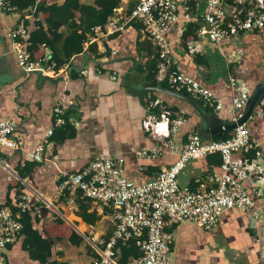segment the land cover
<instances>
[{
	"label": "crops",
	"instance_id": "0c3cea01",
	"mask_svg": "<svg viewBox=\"0 0 264 264\" xmlns=\"http://www.w3.org/2000/svg\"><path fill=\"white\" fill-rule=\"evenodd\" d=\"M195 1L199 3L198 9ZM204 5V0H193L190 13L170 28L167 37L172 44V60L179 71L198 79L222 99L223 107L211 112L232 119L234 89L230 79L238 81L240 91L251 93L252 84L264 78V33L241 32L216 44L207 35L198 34L202 25L199 11ZM45 18L46 14L35 13V8L24 13L14 7L0 12V120L13 117L18 123L13 135L18 140L17 147L0 146V158L9 165V169L0 165V203L11 205L27 195L29 222L49 239L52 258L69 264H90L112 233L111 211L81 194L88 200V212L96 215L92 222L85 220L76 203L79 192L61 191L65 175L82 170L97 158L123 156L126 175L136 182L148 181L177 160L188 133L195 132V124L201 119L187 100L173 94L146 91L136 95L127 88L125 75L129 70L136 89L143 84L171 88L156 75V84L148 77L149 50L153 46L144 40L139 28L131 25L117 36L103 39L107 51L97 48L101 59H96L89 51L90 44L85 43L84 52L72 57L73 64L63 66L56 75L26 74L13 51L10 31L21 20L30 32L36 30V21L46 27ZM60 29L67 32L65 25ZM112 50L117 53L112 54ZM39 51L47 54L52 49L39 44ZM85 55L90 56L83 67L88 69L87 73L82 74L81 69L69 75V69L80 66ZM94 59L102 63H95ZM98 65L110 74H98ZM114 73L119 75L115 81L111 79ZM57 104L66 109L74 133L65 131L64 136L59 133L53 139L51 136L46 143L48 159L36 161L30 172L22 173L25 162L33 160L30 153L53 126V109ZM163 109L184 116L186 122L170 139L162 140L144 129L143 119L148 112L158 115ZM245 124L250 133V147L237 150L234 157L249 158V179L244 184L250 187L257 183L262 196L255 198L251 212L224 211L211 229L191 221L169 224L166 229L173 234V264H264V120L250 117ZM154 150L158 152L156 156L152 155ZM219 171L220 166L210 163L205 155L188 162L180 174V184L191 187L206 175ZM72 233L77 234L79 243L71 241ZM23 238L24 235L8 248L9 264L34 263L23 246Z\"/></svg>",
	"mask_w": 264,
	"mask_h": 264
},
{
	"label": "built area",
	"instance_id": "2783aa9c",
	"mask_svg": "<svg viewBox=\"0 0 264 264\" xmlns=\"http://www.w3.org/2000/svg\"><path fill=\"white\" fill-rule=\"evenodd\" d=\"M193 0H120L118 7L103 26L93 28L88 44L96 43L101 52H106L104 38L124 31L131 22H139V31L157 52L158 80H166L168 85L184 91L199 99L205 107L218 111L223 101L201 81L179 71L172 60V44L167 34L179 19L191 11ZM133 8L129 10V5ZM196 4V5H195ZM204 8L199 11L202 25L198 34L220 44L224 39L241 32L264 33V0H204ZM196 9L199 7L194 2ZM8 0H0V12L11 10ZM12 48L20 68L26 73L56 75L59 70L47 58H33L30 50V29L23 20L10 31ZM112 50V54H116ZM88 69L82 68L86 74ZM98 74L110 73L99 67ZM118 73L111 75L117 80ZM232 120L237 121L249 100L250 93L240 91L238 81L231 77ZM54 123L45 133V139L30 153L33 160L41 162L48 159L45 155L56 127L67 122L66 109L57 104L54 109ZM250 117H262L264 120V98ZM184 116H175L169 109L160 114L148 112L143 119V127L158 139H170L181 124ZM17 120L8 117L0 120V146L15 149L17 142L14 132ZM227 139L204 140L196 132H190L175 162L163 167L158 174L145 182H136L125 173L123 156H106L92 160L82 170L67 173L61 184V191L81 192L110 209L113 229L105 241L100 255L90 264H118L117 256L120 242L135 239L141 254L132 257L127 264H173L171 257L172 232L169 224L191 221L211 229L219 222L221 214L229 209L251 212L257 197L263 192L257 183L247 187L249 179V158H235L234 152L250 147V133L245 123L237 125ZM210 152L221 154L220 171L206 175L198 180V186L180 184V174L191 160L204 157ZM146 153V151L144 152ZM158 154L153 151V156ZM0 165L9 169V165L0 158ZM28 196L22 195L15 204L0 203V264H9L8 248L22 236L24 225L21 221L28 208ZM264 234V232H262Z\"/></svg>",
	"mask_w": 264,
	"mask_h": 264
},
{
	"label": "trees",
	"instance_id": "16d2710c",
	"mask_svg": "<svg viewBox=\"0 0 264 264\" xmlns=\"http://www.w3.org/2000/svg\"><path fill=\"white\" fill-rule=\"evenodd\" d=\"M9 4L16 10L23 12L26 10L32 11L35 8V13L43 12L46 14V27L41 21H36L37 28L35 31L30 32V44L29 50L33 58H47L50 62L54 63V68L59 70L65 65L73 64L72 57H76L84 52V44L88 42L90 35L93 34V28L97 25H105L109 17L114 13V9L118 7L120 0H92L91 2L82 0H63L61 4L58 2L48 3L46 0H8ZM231 3V0H226ZM133 8V3L129 5V10ZM77 13L79 15L77 16ZM23 16V15H21ZM65 25L67 32H63L60 28ZM131 26L140 27L139 22H131ZM119 33H115L117 36ZM188 34V32H187ZM113 35V36H114ZM149 43V42H148ZM39 44H44L52 49L50 53H44L39 51ZM150 44V43H149ZM152 47V45L150 44ZM153 47L149 50V78L152 83H158L155 75L157 71V52ZM89 51L94 54L96 59H101L102 55L98 53L97 44L91 43ZM98 67H102L98 65ZM163 85H166L163 82ZM209 111V109L206 107ZM62 126L54 129L53 136L56 134L64 136V132L69 134L74 133L73 125L68 121ZM233 132L224 133L222 137L218 139H227ZM209 162L220 166L221 155L219 152H210L207 154ZM37 164L35 160L26 161L21 168L23 173L25 170L30 172ZM198 183L192 184L191 188L195 189ZM66 194L68 192H65ZM87 199L81 196V192L76 196V203L79 205V209L83 212L81 215L87 221H94V212H88L89 205ZM11 204L16 208L15 204ZM93 216V217H92ZM21 221L24 225L22 230L23 246L28 250L33 264H69L65 260H59L58 258H52L53 251L48 238L43 237L37 230H35L29 222V216L25 211L22 215ZM70 239L74 243H79V239L76 233H72ZM11 246V245H10ZM9 246V247H10ZM119 252L117 256L118 264H127V262L134 256L141 254L140 248L136 245L135 239H129L126 242H120L118 245ZM62 255L61 252L58 253Z\"/></svg>",
	"mask_w": 264,
	"mask_h": 264
},
{
	"label": "water",
	"instance_id": "95a60500",
	"mask_svg": "<svg viewBox=\"0 0 264 264\" xmlns=\"http://www.w3.org/2000/svg\"><path fill=\"white\" fill-rule=\"evenodd\" d=\"M89 55H85L83 63L80 66H72L69 69V75L73 70L80 71L87 60ZM95 63H102L94 59ZM125 85L134 94L140 95L146 91H162L169 94H173L181 99L187 100V102L194 108L200 117V122L195 124V132L207 140H215L223 136L224 133L233 131L237 125L246 123L253 113L254 109L259 106L261 99L264 98V78L252 84L249 100L243 110V115L237 120L220 118L218 114L209 111L202 102L189 95L184 91L175 90L173 88L161 86V85H147L143 84L141 88L136 89L132 84L131 70L125 75ZM16 142L18 141L14 137ZM19 149V148H18Z\"/></svg>",
	"mask_w": 264,
	"mask_h": 264
},
{
	"label": "rangeland",
	"instance_id": "374dc122",
	"mask_svg": "<svg viewBox=\"0 0 264 264\" xmlns=\"http://www.w3.org/2000/svg\"><path fill=\"white\" fill-rule=\"evenodd\" d=\"M264 232V231H263Z\"/></svg>",
	"mask_w": 264,
	"mask_h": 264
}]
</instances>
